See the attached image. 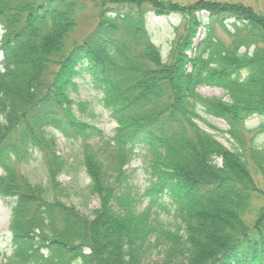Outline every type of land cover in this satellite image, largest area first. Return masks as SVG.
Instances as JSON below:
<instances>
[{"label": "trees", "instance_id": "obj_1", "mask_svg": "<svg viewBox=\"0 0 264 264\" xmlns=\"http://www.w3.org/2000/svg\"><path fill=\"white\" fill-rule=\"evenodd\" d=\"M89 10L95 26L72 40ZM150 14L182 21L167 60ZM0 29V197L13 201L0 264H153L154 253L155 264H264V147L247 157L238 135L255 117L264 134V13L217 0H0ZM82 80L117 126L108 141L76 117L89 112L72 98ZM213 120L235 148L206 130L223 134ZM59 137L82 148L99 202L89 215L22 172L40 158L54 177ZM139 156L143 195L125 170Z\"/></svg>", "mask_w": 264, "mask_h": 264}, {"label": "rangeland", "instance_id": "obj_2", "mask_svg": "<svg viewBox=\"0 0 264 264\" xmlns=\"http://www.w3.org/2000/svg\"><path fill=\"white\" fill-rule=\"evenodd\" d=\"M181 4H193L199 0H172ZM228 3H237L244 6L251 7L257 13H264V0H217ZM205 18L208 15H204ZM97 20L95 13L92 10L80 15L79 27L72 35V40L83 39L95 26ZM182 21L177 15H171L170 17L162 16L157 17L154 14L148 16L147 28L151 34L153 41L158 45L163 54V58L167 60V55L170 52V47L179 33L182 31ZM218 37L223 42H229L227 35L217 26L215 30ZM2 32L0 29V36ZM244 52V50H242ZM1 60V55H0ZM85 81H78L81 84V90L79 95H72V98L76 102L86 103L89 112L88 114H82L75 109V114L78 119L86 122L92 126L97 127L104 132L105 140L108 141L113 138L116 129V124L111 121L109 114L105 113L100 104L101 94L94 92L91 88L84 85ZM199 93L206 98H219L229 101L225 97L224 93L220 89L216 88H201ZM215 126L223 132L216 133L206 129L208 132L215 135L219 143L225 148L233 149L236 144L230 139L228 135V128L218 120H213ZM261 120L257 117L253 118L246 124V127L242 128L238 133L246 155L248 157L249 150L251 148H263L264 147V134L260 132ZM91 144L95 147L103 149L104 142L98 139L91 140ZM237 146V145H236ZM57 156L61 159L56 165V175L50 177L44 162L38 158L33 161L29 166L23 167V174L34 184H42L45 187H51L53 195L52 198H60L62 202L73 206L76 210H79L84 215H89L94 209H97L99 202L96 197L90 195L89 187L91 185L90 178L86 172L85 157L82 154V148L77 142L69 143L59 137ZM249 160V159H248ZM221 163V161H219ZM146 157L139 156L134 159L128 167L125 168L127 175L129 176L130 184L134 187L135 194L143 195L148 189L151 178L147 172ZM249 167L252 174L255 176L259 183L260 177L249 160ZM2 171L0 170V175ZM56 187V191L53 188ZM56 194V195H55ZM149 199L141 202L138 207V212H143L149 205ZM13 201L10 199H4L0 197V263L4 261L6 257L11 255V232L10 222L12 217ZM165 222H169V219L163 218ZM160 257L158 253H154L150 258V262L158 263Z\"/></svg>", "mask_w": 264, "mask_h": 264}]
</instances>
